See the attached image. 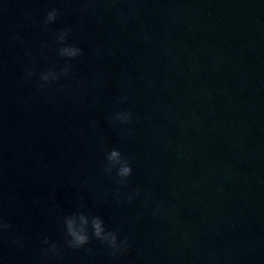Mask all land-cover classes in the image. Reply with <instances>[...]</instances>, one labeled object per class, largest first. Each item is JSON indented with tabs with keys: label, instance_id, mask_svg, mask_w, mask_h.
<instances>
[{
	"label": "clouds",
	"instance_id": "1",
	"mask_svg": "<svg viewBox=\"0 0 264 264\" xmlns=\"http://www.w3.org/2000/svg\"><path fill=\"white\" fill-rule=\"evenodd\" d=\"M58 17L59 10L55 8L51 9L44 17L42 22L43 27L47 29L51 24L57 21ZM71 31V28H65L57 33L55 37L57 52L61 58L66 60V64L58 71L53 66L46 71L39 73L38 78L41 81V90H45L51 83L58 82L62 76H68L71 73V61L83 55L82 49L68 42V37ZM47 47L48 45L46 43L42 44L41 50L43 51V49ZM36 75L37 72L35 66L26 70V77L30 78ZM126 99V96L121 97L120 102H123ZM132 118L133 113L131 111H118L111 114L108 117V121L115 127L117 124L127 125L131 123ZM106 161L107 163L104 167L105 174L111 176L113 171H115V175L118 177L117 183L121 186V189L126 188L128 185V178L133 173L130 158L125 157L119 149L112 148L111 150L106 151ZM122 194L123 193L118 190V196ZM139 195L140 189H137L134 193L128 194L126 199L131 202L135 196ZM62 225L65 233L64 243L66 247L71 249L84 248L91 242L92 238L105 244L111 250V255L113 257L123 255L129 247V243L126 239L118 240V230H107L104 227V222L100 216L90 217L83 211H78L65 216L62 220ZM10 227L11 225L3 217H0V236H3ZM89 228H91V236L89 235ZM43 245H47V247L42 249V254L45 257L56 258L60 256V249L57 244L45 238L42 241V246ZM89 251H91V249H89Z\"/></svg>",
	"mask_w": 264,
	"mask_h": 264
}]
</instances>
